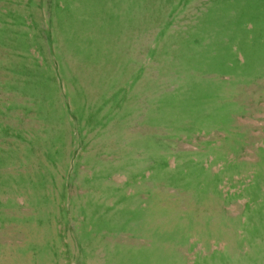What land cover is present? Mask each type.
Instances as JSON below:
<instances>
[{
	"label": "rangeland",
	"instance_id": "rangeland-1",
	"mask_svg": "<svg viewBox=\"0 0 264 264\" xmlns=\"http://www.w3.org/2000/svg\"><path fill=\"white\" fill-rule=\"evenodd\" d=\"M0 264H264V0H0Z\"/></svg>",
	"mask_w": 264,
	"mask_h": 264
}]
</instances>
